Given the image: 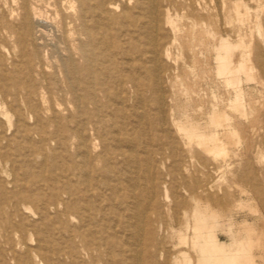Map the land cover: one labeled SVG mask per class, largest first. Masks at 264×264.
<instances>
[{"label": "bare ground", "instance_id": "6f19581e", "mask_svg": "<svg viewBox=\"0 0 264 264\" xmlns=\"http://www.w3.org/2000/svg\"><path fill=\"white\" fill-rule=\"evenodd\" d=\"M202 3L49 0L45 9L55 10L62 29L54 37L45 31L47 11L42 0H0V245H9L5 257L11 262L30 264L39 256L60 254L54 239L58 234L71 245L78 238L86 252L95 251L89 264H141L146 253L153 264L171 260L174 264H237L236 255L213 235L216 223L208 227V219L196 205L192 224L188 227L186 222L190 235L176 233L177 246L187 247L195 259L186 252L175 255L162 250L167 238L164 209L154 186L143 192L137 181L139 155L148 156L146 147L161 140L166 126L159 41L163 34L173 35L164 51L165 59H170L181 20L195 24L191 15L202 17L207 35L208 7ZM235 47L221 39L214 60L216 74L234 87L237 103L242 75L251 77L242 64L230 69ZM258 59L263 65L261 55ZM148 102L156 107L151 117L146 112ZM211 115L207 119L214 125L216 115ZM169 120L175 131L196 141L204 152L215 140L205 126L190 120L176 122L171 114ZM48 142L61 151L60 157L54 153L61 164L52 175L47 172L53 162H47L40 147ZM36 154L45 159L42 164ZM21 162L46 171L30 183L31 195L18 192L24 187L16 174ZM47 196L57 201L54 222ZM163 198L169 202L167 195ZM73 219L80 222L78 227L70 226ZM57 222L61 228L55 233L52 226ZM33 223H37L34 235L28 229ZM88 226L94 229L87 230ZM18 249L24 252L17 253ZM75 253L72 245L65 255Z\"/></svg>", "mask_w": 264, "mask_h": 264}, {"label": "rangeland", "instance_id": "374dc122", "mask_svg": "<svg viewBox=\"0 0 264 264\" xmlns=\"http://www.w3.org/2000/svg\"><path fill=\"white\" fill-rule=\"evenodd\" d=\"M202 1L208 7L204 13V16L207 15V35L204 33L202 17L191 15L195 24L192 26L189 20H181V31L171 45L170 59H165L164 51L173 35L163 34L159 41L162 70L160 90L166 126L161 140L152 147H146L149 158L139 155L137 181L143 192L151 190V184L154 186L156 200L164 209L167 238L162 250L175 255L186 252L195 259L194 253L187 247L177 246L176 233L190 235L185 230L186 222L188 227L192 224V210L196 205L208 219V227L216 223L213 235L219 245L236 255L237 264H264V0ZM42 2V8L47 11L45 31L48 35L59 36L62 29L57 22H60V18L55 16L53 8L45 9L49 0ZM220 38H226L233 46L236 45L230 69L242 64L251 77V80H247L242 75L238 87L240 100L237 103H234V87L226 84L224 76L216 74L214 57ZM8 48L12 50V45L9 44ZM260 55L263 65L259 63ZM150 81L153 82L152 77ZM146 105V112L151 117L156 107L152 102ZM170 114L176 122L190 120L193 124L205 126L208 135L215 134V140L209 144L208 151L204 152L196 141L175 131L169 120ZM211 114L216 115L214 125L207 119ZM40 147L48 157L47 162L54 163L50 165L52 170L47 172L52 175L60 163L55 161L54 153L60 157L61 151L55 149L53 142L41 143ZM138 149L143 150L140 146ZM44 160L36 154L39 164ZM19 167L22 168L16 169V174L24 187H20L18 192L31 195L32 182L40 175H46V171L43 166L26 162H21ZM165 195L169 202H165ZM46 202L54 222L53 207H56L57 201L55 197L47 196ZM28 220L38 221L32 217H28ZM69 224L78 227L80 222L73 219ZM35 226L37 223L28 228L33 229V235L37 228ZM60 228L59 222L52 226L55 233ZM90 228L94 229L93 226L86 229ZM54 239L59 245L60 254L39 256L38 261L33 260L30 264H89V259L96 253L93 250L86 252L80 240L74 238L72 245L76 253L70 257L65 253L70 252L72 245L58 234H54ZM26 241L29 243V240ZM233 241L237 244L232 246ZM8 248L9 245H0V264H14L9 256L5 257ZM23 252L17 250V253ZM141 264H153L150 255L146 253ZM168 264H174V261Z\"/></svg>", "mask_w": 264, "mask_h": 264}]
</instances>
